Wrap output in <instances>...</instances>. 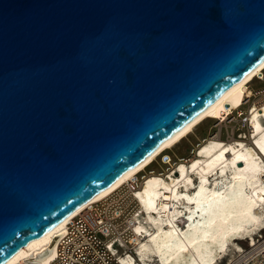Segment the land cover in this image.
I'll list each match as a JSON object with an SVG mask.
<instances>
[{"label": "water", "instance_id": "95a60500", "mask_svg": "<svg viewBox=\"0 0 264 264\" xmlns=\"http://www.w3.org/2000/svg\"><path fill=\"white\" fill-rule=\"evenodd\" d=\"M263 59L264 0H0V264Z\"/></svg>", "mask_w": 264, "mask_h": 264}, {"label": "bare ground", "instance_id": "6f19581e", "mask_svg": "<svg viewBox=\"0 0 264 264\" xmlns=\"http://www.w3.org/2000/svg\"><path fill=\"white\" fill-rule=\"evenodd\" d=\"M262 69L264 59L114 182L3 264L38 257L52 247L46 257L38 258L46 262L54 255V237L73 215L143 172L141 185L133 189L138 200L135 230L144 231L136 247L141 263L125 257L126 264H230L243 256L257 245V234L264 229V100L249 104L246 134L223 139L218 127L191 147L190 156H180L167 169L149 165L203 119L218 122L234 108L241 112L253 93L251 80Z\"/></svg>", "mask_w": 264, "mask_h": 264}, {"label": "built area", "instance_id": "2783aa9c", "mask_svg": "<svg viewBox=\"0 0 264 264\" xmlns=\"http://www.w3.org/2000/svg\"><path fill=\"white\" fill-rule=\"evenodd\" d=\"M254 80L264 82V69L254 76ZM251 87L253 93L242 103L241 112L234 108L225 119L218 122L215 120L210 127L214 128L209 132L211 136L218 127H221L223 138L248 132V106L255 99L256 103L264 100V85ZM176 159L179 157L173 158L169 153L163 152L160 164L167 169ZM143 173L137 174L106 197L73 215L65 224L62 235L54 237V255L46 262L29 256L15 264H126L125 257H132L134 261L141 263L136 247L144 238V231L135 230L138 200L133 189L141 185ZM257 241L256 247L251 246L249 251L230 264H264V229L257 234Z\"/></svg>", "mask_w": 264, "mask_h": 264}, {"label": "rangeland", "instance_id": "374dc122", "mask_svg": "<svg viewBox=\"0 0 264 264\" xmlns=\"http://www.w3.org/2000/svg\"><path fill=\"white\" fill-rule=\"evenodd\" d=\"M250 84L253 86V88H256V87L263 86L264 85V82L258 81V80H254V78H253L251 80V83ZM241 106H240V108H241ZM215 120H217V119H214V118H205V119H203L201 122H199L192 129V131L188 135H186L183 139H181L178 143H176L171 149H166L163 152L169 153L173 158H177V157H180V156H186V157L187 156H190L189 151H190L191 147L193 145H195V143L201 137L208 135L210 131H213L214 130V128H211L210 129V127L213 124V122H215ZM160 154L149 165V167L159 168V166L161 165L160 164ZM244 242L241 241V243L243 245H246Z\"/></svg>", "mask_w": 264, "mask_h": 264}]
</instances>
